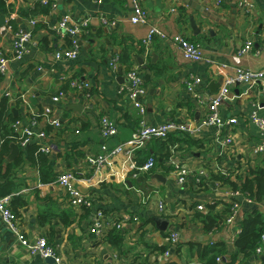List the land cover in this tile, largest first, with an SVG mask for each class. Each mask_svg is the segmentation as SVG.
Wrapping results in <instances>:
<instances>
[{
    "label": "crops",
    "instance_id": "crops-1",
    "mask_svg": "<svg viewBox=\"0 0 264 264\" xmlns=\"http://www.w3.org/2000/svg\"><path fill=\"white\" fill-rule=\"evenodd\" d=\"M50 2L57 7L36 16L38 24L28 52L9 63L8 73L0 81V102L8 97L11 113L21 117V123L13 127L18 135L46 107L62 122L53 127L39 119L38 129L47 133L44 143L52 149L44 176L52 181L43 182L39 166L29 158L30 151L39 147L37 139L26 147L17 143L19 155L9 161L11 148L7 157L8 163L22 158L10 171L17 188L11 208L21 217L22 231L29 240L46 237L60 261L31 254L7 229L0 213V264H205L209 256H202L197 245L226 246L223 253L229 264H264V253L250 255L236 246L245 219L255 211L264 214V204L248 200L241 191L234 193L230 185L240 184L252 169L264 167V152L256 149L264 137L251 120L253 113L264 118V79L231 89L220 114L225 120L237 119L233 129L220 131L216 126L201 125L204 100L221 89L234 68L264 72V0H138L148 14L145 24L131 22L135 14L132 0ZM9 3V12L2 13L6 29L0 33V50L8 53L15 39L8 21L16 19L20 27L28 25L31 18L21 13L33 5L24 0ZM66 16L72 23L85 16L92 19L88 31L78 37V56L56 59L57 50L71 47V40L55 30ZM153 27L162 35L147 45L144 40ZM177 35L199 44L204 60L185 58L173 41ZM248 42L252 50L239 54ZM124 51L130 53L132 66L119 63L112 67L114 58ZM137 66L148 90L143 98L146 121L153 125L183 121L190 135L153 139L133 157L125 151L96 169L87 157L124 145L140 127L142 115L125 92L126 75ZM192 76L200 80L196 87L200 98L186 88L185 81ZM74 79L91 85L90 96L72 89ZM65 86L66 97L55 102L53 97ZM104 117L118 125V134L109 139H104L100 130ZM228 137L232 138L230 145ZM150 156L157 159L153 171L138 175L131 162L141 165ZM173 156L189 171L184 185L177 182ZM70 169L76 172V187L89 197L91 207L71 205L65 188L55 183L59 174ZM155 175L166 180L158 181ZM235 202L239 208L227 223L229 206ZM199 205L205 209L199 211ZM98 210L106 217L105 236L89 232ZM212 214L220 217V228L207 230L204 219ZM125 216L137 219L114 231V223ZM173 233L179 235L178 245L172 243ZM163 249L170 255L162 253Z\"/></svg>",
    "mask_w": 264,
    "mask_h": 264
},
{
    "label": "built area",
    "instance_id": "built-area-1",
    "mask_svg": "<svg viewBox=\"0 0 264 264\" xmlns=\"http://www.w3.org/2000/svg\"><path fill=\"white\" fill-rule=\"evenodd\" d=\"M27 2L34 3L35 1H40L43 5H50L52 9L57 7L56 3H51L50 0H24ZM135 14L131 18L133 24H145L148 22V14L146 10L140 5L138 0H132ZM91 16H85L77 23H72L70 17H63L57 28V34L62 38H69L72 42L70 48L57 50L54 54L56 59H74L78 56L80 52V47L78 43V37L84 32L88 31L90 27ZM104 24H109V21L105 17H101ZM37 23V20L30 19L28 25L19 27L14 32V42L11 51L8 53L4 50H0V74L5 76L9 70V63L15 59L20 60L28 52V46L33 42V27ZM8 29L12 30V27L8 25ZM156 35H162V33L155 27L151 28L147 38L144 40L145 44H151ZM173 41L176 45L179 46L185 58L192 60L194 62H201L204 60V54L199 44L189 41L183 35H177L173 38ZM252 50V44L250 42L246 43L240 50L239 54L250 52ZM119 55L116 56L112 62V67L117 68L120 63ZM128 83L125 87V92L127 97L130 99L132 106L142 115V120L138 131L134 136L127 141L124 145H119L112 149L107 154L98 155L95 157H87L88 163L96 169H101L105 166L108 160L115 155L125 153L129 157H133L137 150L142 149L149 143L151 140H161L166 141L171 134H183L190 132L188 125L183 121H169L163 124L153 125L146 121V108L143 104V98L147 95V87L144 81V78L141 74L140 69L134 67L130 69L127 73ZM264 79V72H256L250 69L243 68H234L231 75H227L224 78V83L221 89L212 97H208L204 100L205 103V112L201 120V125L204 127L216 126L221 131L224 127H231L237 124L236 118H230L225 120L220 114V108L222 107L224 101L231 94V89L234 86H251L256 84L259 81ZM200 80L195 76L190 77L185 81L186 88L190 92H195V96L200 98V94L197 93L196 87L199 85ZM72 88L75 91L85 92V95L90 96L91 85L84 81L74 80L71 83ZM66 94L60 93L53 97L55 102H59L61 99L65 98ZM40 117L44 118L47 123L53 127H60L62 122L57 118L53 110L50 107H46L43 110V113ZM39 117H32L29 120L28 126L23 130L22 135L19 138L20 145L26 147L30 144L33 139H37L39 142V151L43 153H51V146L44 143L47 138V133L43 129H38ZM251 120L255 123L260 129L261 135L264 137V118L253 113L251 115ZM21 122H17L15 127L18 126ZM102 137L104 139H109L113 136H116L119 132L118 125L112 122L107 117H104L101 120L100 127ZM190 135V134H189ZM192 136V135H191ZM227 144L232 143V138H227ZM107 147L103 146V150H106ZM257 152H264V142H262L257 148ZM157 164V160L154 156L148 157V159L141 165L131 162V168L137 171V174H146L151 171ZM172 165L174 171L177 174V182L179 185H184L188 179L189 171L187 167L181 164L178 159L172 157ZM77 175L76 172L72 169L67 170L58 175L55 183L59 184L67 191L69 202L73 206H86L91 207L92 201L88 196L83 195L79 189L76 187ZM13 194L0 197V213L3 217V220L6 224V227L9 231L17 235L19 241L28 248L31 254L39 253L44 258H54L56 263L60 261V258L57 256L55 250L50 246L48 239L46 237H40L36 240H29L25 233L22 231L20 226L21 217L11 208ZM251 201V200H250ZM162 207V204L160 205ZM239 208V204L235 203L233 207V214L227 219V223L233 221V218ZM199 211L205 209L204 205L198 206ZM136 217L125 216L118 223H114L118 229H123L125 226L130 224L132 220H136ZM107 221L105 214L102 210H98L94 215V220L92 227L89 232L94 235L105 236L106 235ZM171 240L174 245L180 243L179 235L173 233L171 235ZM261 246L257 248L256 253H264V235L261 238ZM166 256L170 255V251L167 250L164 253ZM218 264H229V261L224 257H219L217 259Z\"/></svg>",
    "mask_w": 264,
    "mask_h": 264
},
{
    "label": "trees",
    "instance_id": "trees-1",
    "mask_svg": "<svg viewBox=\"0 0 264 264\" xmlns=\"http://www.w3.org/2000/svg\"><path fill=\"white\" fill-rule=\"evenodd\" d=\"M9 7V0H0V14L9 12ZM50 8V5H43L40 1H35L32 7L27 12L23 11L21 15L23 17H27V19L31 18L36 20V16L49 14L51 12ZM37 24L38 23H36L32 29L33 35ZM8 25L11 26L12 29H14V32L20 27L16 19H10L8 21ZM143 52L145 51L143 50ZM119 58L120 64H122V66H132L130 53L124 51V53L119 54ZM3 77L4 76L0 74V81L3 79ZM72 81L70 82V85ZM66 90L67 86H65L64 89H62L57 95H59L60 93L67 94ZM42 113L43 111L39 114H36V116L41 118L40 115ZM19 121H21V117H16L11 113V104L9 102L8 97L2 98L0 102V197L10 195L12 193L15 194L14 192L17 190V188H15L14 179L10 177V171L14 166L22 162V158L17 159L13 163H8L7 157L11 151V144L20 143L19 138L21 135H18L13 129V127H15V124ZM26 146H29V144ZM29 158L39 166V169L42 174V181H52L51 179H47L44 176V170L46 167H48V153H43L39 151V147H36L30 151ZM152 171L153 169L149 172L151 173ZM250 176H252V178H250ZM250 176L242 178L241 183L238 185L236 183L231 182L230 185H232L234 193L241 191L243 195L247 197L248 200H254L258 203L264 204V167L252 169L250 171ZM235 203L229 206V214L227 215V218L225 220L226 222L227 219L231 216V214H233L232 210ZM211 208L213 209V206H211ZM15 212L19 215L17 211ZM219 219L220 217L214 214L206 216L204 219L206 229L214 230L220 228V225L218 224ZM117 229L118 228L114 226V231H116ZM263 235L264 214L260 213L259 211H255V213L249 215L245 219L243 223V230L240 237L236 241V246L240 249V251L252 255L256 253L257 248L261 246L260 242ZM116 236L119 239L121 238V236L117 234ZM197 247L198 250L201 251L202 256H209V259L206 261L205 264H218L217 259L219 257L225 256L223 252L224 250H226V246L211 245L203 247L202 245H197ZM167 250L168 249H163L162 253H165Z\"/></svg>",
    "mask_w": 264,
    "mask_h": 264
},
{
    "label": "water",
    "instance_id": "water-1",
    "mask_svg": "<svg viewBox=\"0 0 264 264\" xmlns=\"http://www.w3.org/2000/svg\"><path fill=\"white\" fill-rule=\"evenodd\" d=\"M93 22H94V21H93ZM6 24H7V21H6V17H5V15H4V14H0V33H3V32L5 31V29H6ZM192 24H193V28H194L195 33H199V29H198V26H197V24L195 23V21H192ZM139 63H140V65L143 66V60H142V59H139ZM146 79L148 80L149 77L147 76ZM238 86H239V85H238ZM75 106H76V105H75ZM12 111H13V113H14L15 115L17 114V112H16L15 109H13ZM11 148H12V153H11V155H10V157H9V161L14 160V159L19 155V151H20L19 146H18V144H16V143H12V144H11ZM155 178H156L158 181H163V182H164V180H166V179H163V177L160 176V175H155ZM79 191H80V189H79ZM227 197H228V195H227ZM49 259L55 261L54 258H49Z\"/></svg>",
    "mask_w": 264,
    "mask_h": 264
}]
</instances>
